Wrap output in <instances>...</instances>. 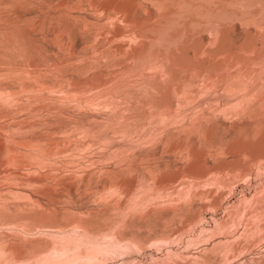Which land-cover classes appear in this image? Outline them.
<instances>
[{
	"label": "rangeland",
	"instance_id": "1",
	"mask_svg": "<svg viewBox=\"0 0 264 264\" xmlns=\"http://www.w3.org/2000/svg\"><path fill=\"white\" fill-rule=\"evenodd\" d=\"M0 264H264V0H0Z\"/></svg>",
	"mask_w": 264,
	"mask_h": 264
}]
</instances>
